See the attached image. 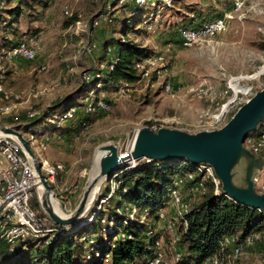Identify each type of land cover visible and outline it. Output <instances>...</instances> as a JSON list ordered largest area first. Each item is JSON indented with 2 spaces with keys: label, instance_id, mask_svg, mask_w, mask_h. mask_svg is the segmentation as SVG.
Segmentation results:
<instances>
[{
  "label": "rangeland",
  "instance_id": "rangeland-1",
  "mask_svg": "<svg viewBox=\"0 0 264 264\" xmlns=\"http://www.w3.org/2000/svg\"><path fill=\"white\" fill-rule=\"evenodd\" d=\"M10 1L17 4L18 1L25 0ZM123 1L46 2L48 13L51 14L46 19L43 16L39 22L37 12L35 15L37 22L32 25L36 30H31L36 38L32 42L25 40L36 49L38 58L44 60L42 62L46 65V71H39L38 64H34L30 66L35 76L32 83L23 77L14 80L10 87L11 93L14 94L12 104L17 106L22 103V111L15 114L14 110L15 115L30 111L41 113L50 107H58L56 105L58 99L80 89L84 82L92 81L91 73L103 69L100 68V57L95 58L99 42L91 36L93 29H99L104 37L103 32L107 33L108 38L103 44L114 39V31L121 28L114 19L119 17ZM235 1L176 0L170 5L162 0L154 1L153 6L149 5L148 10L140 13L146 20L139 29L144 26V29L148 27L150 29L135 32L134 38L138 44L149 50L150 57L145 61L159 57H162V61H156L154 66L147 67V76L137 84L128 88L120 87L117 90L108 89L105 98L111 103L110 111L98 113L91 128L81 137L55 142L47 136L44 142V137L38 134V130H45L47 123L56 121L57 116L48 119V122L43 121L44 124L33 125L24 133L23 136L38 161L46 159L49 163H61L67 168V173L59 177L51 188L53 206L58 214L70 215L78 205L85 183L89 180L95 151L100 145L114 144L118 153L124 154L130 150L137 130L164 125L169 119L179 123L175 127L168 125L167 128L190 133L205 131L207 125L204 123L212 115H217L235 95L238 94L236 99L238 102L241 100L245 103L244 101L256 91L264 88V74L253 78L258 71L264 69V0H238V3H242L238 11H235ZM101 13L103 14L99 22H96L97 26H89L92 19ZM225 13L231 17L227 20L225 33L213 41H203L190 48L181 45L179 30L203 27L221 18ZM70 14L76 17L78 22L66 30L64 21L71 16ZM108 18L113 19V23L107 24ZM26 20L25 17L20 22L21 31L26 30ZM116 51L115 45L110 44L103 54L101 51V55H106L108 60H112ZM74 56L77 60L71 59ZM92 57L94 61L91 60ZM33 84L35 85L32 86ZM46 84L47 90L42 91ZM36 93L39 95L34 98ZM88 93L84 92L77 100L83 102ZM235 111L231 112L227 121ZM262 129L264 119L249 136H258ZM44 130L40 134H44L46 132ZM7 166L8 161L0 154V167ZM258 174L264 179V167ZM109 179L103 181L82 218L96 208L100 195L108 194L103 185L108 183ZM205 183L206 185L209 183L207 177ZM188 184L189 181L182 180L183 191ZM110 185L112 187L114 183ZM34 191L40 205L38 188ZM40 209L35 213L39 218L46 219L42 221L43 228H51L49 222H52L41 206ZM156 227L163 230L164 224L159 222ZM165 233L162 236L166 235ZM162 241L163 260L173 264V247H169L168 241L165 242L164 238ZM230 261L232 264H264V241L256 243L245 254Z\"/></svg>",
  "mask_w": 264,
  "mask_h": 264
},
{
  "label": "trees",
  "instance_id": "trees-1",
  "mask_svg": "<svg viewBox=\"0 0 264 264\" xmlns=\"http://www.w3.org/2000/svg\"><path fill=\"white\" fill-rule=\"evenodd\" d=\"M47 1L25 0L11 7L10 0H0V3L4 2L7 6L5 9H0V18L6 22L0 26V85L10 94L9 100H4L0 93V105H12L14 97L10 90L14 82H11L13 70L8 64L10 61L2 60L1 56L20 43L28 44L21 39L20 35L18 37L15 24L18 19L25 17L31 19L30 23L36 21L37 12L40 18L47 10ZM120 8L119 17L114 19L115 22L118 21L117 26L121 25L120 30L114 31V39L100 47L103 54L106 47L110 44L115 45L117 51L112 60H108L106 55V57L101 55L100 68L103 69L91 73L93 79L90 83L84 82L80 89L66 95L56 103L58 107L43 110L39 117L29 120L32 124L48 122V119L52 117L58 118L66 111L76 109L73 118L63 126L49 123L50 130H47L46 135L53 141H61L60 138L81 137L91 128L98 113L110 111L111 103L105 98L108 89L128 88L143 79L145 71L139 66L150 57V53L146 47L138 44L134 37H136L135 32L147 30L144 29L145 26L139 29L146 20L140 13L148 10L149 5L139 6L135 0H124ZM102 14L94 17L89 26L99 22ZM112 20L108 18L106 23L111 24L114 21ZM76 22H78L77 18L71 15L64 21V29L70 28ZM180 43L182 45L181 39ZM36 59L32 62L35 63ZM41 66L45 65H39L37 67L39 71ZM41 71H46V67ZM8 82L9 85H7ZM84 92L89 93L83 98V102H79L77 99ZM99 101L106 103L109 109L96 108ZM63 105L66 106L61 108ZM89 105L95 109L87 111ZM18 117L20 115L12 112L2 118L0 126L10 124L7 119L16 118L17 120ZM28 126H18L15 129L25 132ZM189 165L191 164L188 162L175 160H142L134 167H131V163L121 165L110 177L108 183L103 185L108 194L100 195L96 208L94 207L88 216L68 227L49 222V226L53 229V236L48 238L49 240L30 237L9 246L3 245L0 252V264L15 262L17 264H145L153 258L156 242L161 241L160 247L164 252L162 238L165 242L168 241L169 247L173 249L175 247L180 253V258L174 260L173 264H203L208 258L219 255V242L226 237H236L237 242H241L253 232H261L264 235V212L228 200L222 194L215 196L213 186L209 183L206 185V192L191 205L185 217L186 226L183 223L175 224V232L179 237L177 243L172 244V236L165 225L163 230L167 236H162L163 230H158L156 226L159 223L160 210H163L167 216L170 215L164 205L167 188L174 179L182 178L190 170ZM113 183L114 186L111 187L110 184ZM29 206L34 212L41 210L35 191L31 192ZM132 209L137 211L133 219L130 218ZM151 230L152 234L148 235ZM37 243L42 245H34ZM164 263L168 264L165 261Z\"/></svg>",
  "mask_w": 264,
  "mask_h": 264
},
{
  "label": "built area",
  "instance_id": "built-area-1",
  "mask_svg": "<svg viewBox=\"0 0 264 264\" xmlns=\"http://www.w3.org/2000/svg\"><path fill=\"white\" fill-rule=\"evenodd\" d=\"M155 0H135L139 6L154 5ZM174 0H162V2L170 5ZM242 3L235 1L236 9L238 11ZM5 3H0V9H5ZM68 14V12H66ZM231 17L225 13L221 18H218L211 23H208L200 28H190L179 30V36L183 47L190 48L195 44L206 41H213L219 35H222L227 30V20ZM4 19L0 18V26L4 25ZM93 26H97L95 22ZM147 29H150L148 27ZM37 57L36 49L26 43H20L8 51H6L2 60L11 61L19 58L25 61L32 62ZM156 61H162V57L149 59L143 62L139 68L144 70V76H147V67L154 66ZM41 70L45 66H41ZM169 89V86L167 87ZM250 93V91H248ZM0 93L4 100H9L10 94L5 92L0 85ZM238 95V94H237ZM237 95L234 99L229 101L222 107L217 115H212L207 122L205 131L217 130L224 126L231 112L237 110L243 103L238 102ZM247 101V100H246ZM244 101V102H246ZM17 106L0 105V121L3 117L11 114L16 110ZM96 108L101 110H108L109 106L99 101ZM91 105L88 106L87 111H93ZM76 109H70L66 113L53 121L58 126H63L68 120L73 118ZM40 112H27L25 117L28 120H33L40 116ZM16 120V118H15ZM170 123V124H169ZM179 121L169 119L165 121L164 125L159 127H169L168 125H178ZM158 126L150 128L153 131L158 130ZM203 131V130H202ZM243 147L251 152L256 157L264 158V129L261 130L258 136H248L243 142ZM0 154L8 161L7 167H0V252L3 245H12L17 241H24L30 237L38 239L52 238L53 229L43 228L41 219L29 206V198L33 187L37 184V177L35 175L32 164L26 154L23 152L20 144L11 137H0ZM40 170L48 184H55L56 178L60 173L64 172V165L61 163L51 164L46 159L38 161ZM136 163H131L134 167ZM189 171L185 173L182 178H176L167 188L164 205L170 212L167 216L163 210L158 213L159 222L165 225L166 230L172 236V244H176L179 237L175 232V224L183 223L186 226L185 217L191 209L193 202L206 192L205 178L213 186V194L215 196L223 195L228 200H233L229 196L222 193L220 189V181L214 175L212 168L207 164H191L188 166ZM261 172V171H260ZM259 173V172H258ZM210 176V177H209ZM182 180L189 181L186 190L183 191ZM256 188L259 193H264V179L259 174L254 179ZM208 183V184H209ZM234 201V200H233ZM104 202V201H102ZM137 214L135 209L130 211V218L133 219ZM152 230L148 235L152 234ZM264 241V235L261 232H253L246 236L241 242H237L236 237H226L219 242V255L208 258L203 264H232L230 259H236L245 254L248 249L256 243ZM47 243V242H46ZM161 241L155 243V250L153 258L148 260L145 264H165L163 261V252L161 250ZM174 260L180 258L179 251L174 247Z\"/></svg>",
  "mask_w": 264,
  "mask_h": 264
},
{
  "label": "water",
  "instance_id": "water-1",
  "mask_svg": "<svg viewBox=\"0 0 264 264\" xmlns=\"http://www.w3.org/2000/svg\"><path fill=\"white\" fill-rule=\"evenodd\" d=\"M263 73L264 69L257 76ZM263 119L264 88L247 99L217 130L190 133L176 128L161 127L153 131L143 127L137 130L130 150L124 154H119L117 147L111 143L98 147L105 154L99 161L97 174L86 181L81 199L70 215L60 216L48 207L46 201H40V206L53 224L62 227L74 225L88 210L95 187L110 178L121 165L142 160H175L209 165L220 181L223 194L240 205L264 212V193L258 192L254 182L258 172L263 170L264 158L256 157L242 145ZM0 132L20 144L37 177L38 185L33 190L41 186L49 197L51 187L41 173L40 164L25 137L13 127L1 126Z\"/></svg>",
  "mask_w": 264,
  "mask_h": 264
},
{
  "label": "crops",
  "instance_id": "crops-1",
  "mask_svg": "<svg viewBox=\"0 0 264 264\" xmlns=\"http://www.w3.org/2000/svg\"><path fill=\"white\" fill-rule=\"evenodd\" d=\"M14 2V1H13ZM19 2V1H18ZM15 5H17L15 2L12 4H10V6L11 7H14ZM45 14V15H44ZM44 14L43 15H41L40 16V18H42L43 16H44V18L46 19V17L48 16V15H50L51 13H48V10H46L45 12H44ZM40 18H39V22L41 21L40 20ZM21 20H22V18H20V19H18L17 21V23L15 24V27L17 28V31H18V37H19V35L22 37L21 39H24V40H28L29 42H32V40H34L35 38H36V36H33V34L31 33V30H34L35 28H33L32 27V25L34 24V23H36L37 21H33V22H31L30 23V20L31 19H27L26 20V22H27V25H26V30L25 31H21V24H20V22H21ZM44 21V20H43ZM36 30V29H35ZM66 30H68V29H66ZM104 34H105V37H104V35H101L102 33H101V31H99V29L97 30H93V32H92V38H94V40L95 41H97L98 40V42H99V45H98V51H97V55H96V58L97 57H100V55H101V51H100V47L102 46V44H103V42H104V40H106L107 38H108V36H107V33L106 32H103ZM86 34V33H85ZM32 35V36H31ZM88 37H89V35L88 34H86ZM37 36H39V35H37ZM9 38H13L12 36H9ZM89 39V38H88ZM97 39V40H96ZM77 57H72L71 59L72 60H77L76 59ZM38 59V60H37ZM37 59H36V61H35V63L34 62H26V61H24V60H22V59H19V58H15V59H13V60H11L8 64H9V66L11 67V69L13 70V79L11 80V82H13L14 80H17V78H19V77H23V78H26V79H28V80H30V82L32 81V79L35 77V76H33V69H31L30 68V66H32V65H34V64H38V66L39 65H45L42 61H44V60H41V58H38L37 57ZM92 61H94L93 59H91ZM74 62H76V61H74ZM45 67H46V65H45ZM32 83V82H31ZM7 85H9V83L7 84ZM35 84H33L32 86H34ZM46 88H48V84H46V85H44V88H43V90L42 91H46L47 89ZM36 90L34 89L33 90V92H35ZM71 93H73V92H70V93H68L67 95H69V94H71ZM37 95H39V93H36L35 94V96H34V98H36V96ZM66 97V95H64L63 97H61L60 99H58L59 101L61 100V99H63V98H65ZM59 101H57V103L59 102ZM0 103H1V99H0ZM22 111V103L21 104H19V105H17V108H16V112H15V114L17 113V112H21ZM20 119V120H19ZM12 121H14V123H11ZM7 122L8 123H10V124H8V125H4V126H7V127H13V128H16V127H18V126H22V127H27L28 125V128L26 129V131H28L33 125H36V124H32V122L31 121H29L27 118H25L24 117V114L22 113V115H20V117H18V119L17 120H13V118H9V119H7ZM52 122V121H51ZM53 123V122H52ZM37 124H44V123H37ZM50 125L51 124H47L46 125V128H45V130L44 129H41V130H38V133L40 134V132H42L43 130L44 131H46L43 135V140H46L47 139V129H49L50 128ZM25 131V132H26ZM25 132H20L22 135H24V133ZM60 140L61 141H55V142H65L66 140L68 141V140H71V138H64V139H61L60 138ZM51 164H54V163H56V162H50ZM67 173V168L65 167V165H64V172H62V173H60L59 174V176L56 178V181H57V179L59 178V177H63L65 174ZM56 183V182H55Z\"/></svg>",
  "mask_w": 264,
  "mask_h": 264
},
{
  "label": "bare ground",
  "instance_id": "bare-ground-1",
  "mask_svg": "<svg viewBox=\"0 0 264 264\" xmlns=\"http://www.w3.org/2000/svg\"><path fill=\"white\" fill-rule=\"evenodd\" d=\"M259 72V71H258ZM257 72V73H258ZM257 73L254 75L253 78L257 77ZM260 76V75H259ZM0 136H3V134L0 132ZM105 154V152L103 151H100L99 149H97L95 151V154H94V157H93V165H92V170L90 172V176H89V181L91 179H93L95 177V175L97 174V171H98V165H99V161L101 159V157ZM102 182V181H101ZM101 182L95 187L93 193L91 194V197L89 199V205L90 203L93 202L96 194L98 193L99 191V187L101 186ZM38 191H39V198H40V201H46L47 205L49 208L54 209V206H53V199L51 197V195L49 197L46 196L45 192L43 191L42 187L41 186H38ZM56 212V211H55ZM57 213V212H56ZM58 214V213H57ZM60 216L64 217L66 215L64 214H59Z\"/></svg>",
  "mask_w": 264,
  "mask_h": 264
}]
</instances>
